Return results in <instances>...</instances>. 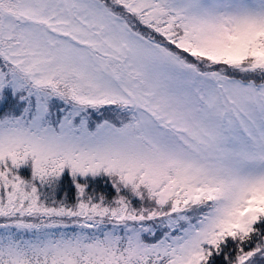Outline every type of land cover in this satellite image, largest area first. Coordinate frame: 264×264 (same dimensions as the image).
Listing matches in <instances>:
<instances>
[{
    "label": "snow or ice",
    "instance_id": "6c2138e0",
    "mask_svg": "<svg viewBox=\"0 0 264 264\" xmlns=\"http://www.w3.org/2000/svg\"><path fill=\"white\" fill-rule=\"evenodd\" d=\"M0 264H264V0H0Z\"/></svg>",
    "mask_w": 264,
    "mask_h": 264
}]
</instances>
